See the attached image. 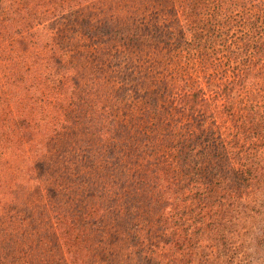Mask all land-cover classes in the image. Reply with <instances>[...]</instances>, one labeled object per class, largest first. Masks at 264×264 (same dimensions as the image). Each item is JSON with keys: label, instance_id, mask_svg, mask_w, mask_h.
Segmentation results:
<instances>
[{"label": "rangeland", "instance_id": "1", "mask_svg": "<svg viewBox=\"0 0 264 264\" xmlns=\"http://www.w3.org/2000/svg\"><path fill=\"white\" fill-rule=\"evenodd\" d=\"M65 2L34 37L2 42L5 106L19 121L36 106L25 119L38 127L21 148L0 145V264H264V76L225 113L216 92L232 71L212 83L199 71L210 111L188 117L163 84L175 45L150 39L171 10L182 18L179 1ZM14 73L40 82L13 97Z\"/></svg>", "mask_w": 264, "mask_h": 264}, {"label": "trees", "instance_id": "2", "mask_svg": "<svg viewBox=\"0 0 264 264\" xmlns=\"http://www.w3.org/2000/svg\"><path fill=\"white\" fill-rule=\"evenodd\" d=\"M42 1L0 0V54L4 39L9 38L12 34L22 35L24 33L34 37L31 29L34 28L35 23H41L43 19L59 15L60 9L63 10L66 7L64 0H56L61 5L59 8L56 7V10L52 11L53 13L50 12L49 15L43 11L39 14L35 13ZM176 2L184 10L181 14L182 18L177 15V11L171 10L170 18L165 17L163 25L158 28L157 38L155 36L150 38L165 42L168 48L175 45L174 49L170 48L168 51L171 55V63H178V71H170L164 76V87L169 88L170 86L173 89L172 104L177 107L178 111L195 119L196 114L205 116L210 111L206 99L200 98L199 93L203 92L202 77L196 74L202 71L203 79L207 83H212L215 79H219L218 81L221 82L225 79L226 71L231 70L232 80H228L226 75V83L230 85V88L226 84L223 91L216 92L219 98L224 100L223 108L226 113L227 104L234 105L236 98L246 90L249 82L264 76V65L262 64L264 60V0H176ZM214 3H217L216 6ZM225 6L226 8H224ZM238 7L241 10L235 13L234 11ZM204 16L205 19H202ZM201 21L205 23L203 27H200ZM206 26L208 27L207 32L204 30ZM131 41L137 42L138 39L134 36ZM16 43L22 45L26 50L30 46L36 45L35 42L26 39H21ZM221 43L225 48L223 55L225 61L220 57L222 50L219 45ZM12 48H15V44H12ZM193 50L197 51L200 61L197 62L198 65L195 62V64H190L194 61ZM53 52V59L61 65V59L57 55L59 50L54 48ZM182 62H186L187 67L182 66ZM233 62H237V64ZM212 69L221 70V73L218 71L217 74L211 75ZM14 75L16 79L9 80L8 83L13 97L18 95V88H16L18 84L22 86L31 83L34 86L40 82L37 79L30 82L27 78L20 79L16 73ZM75 82L79 81L76 79ZM252 101L254 100L252 99ZM255 103L256 100L250 105L252 108L250 117L257 115V112L254 111ZM14 104L17 106V102ZM5 105L6 99L0 92V145L5 147L12 143L21 148L25 142L28 143L33 137H36L35 129L38 125L25 119L29 110L31 114L36 115V106L27 109L23 120L19 121L15 120L12 110L6 108ZM63 130L62 123L56 124L55 128L48 130L46 134L53 136L59 132L62 133ZM188 147L190 144H187L186 140L185 146L183 143V152L180 151L182 155H186L184 149ZM0 155H3L1 151ZM183 157L185 160L186 156ZM162 172H165L163 168ZM166 188L169 189L167 186ZM167 193L168 191L165 196ZM89 217L97 220L95 216L89 215Z\"/></svg>", "mask_w": 264, "mask_h": 264}]
</instances>
